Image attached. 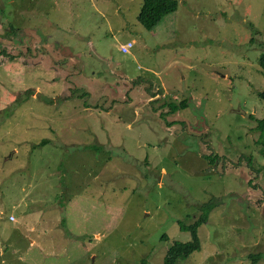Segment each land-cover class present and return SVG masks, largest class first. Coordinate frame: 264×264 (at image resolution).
I'll return each mask as SVG.
<instances>
[{"label": "rangeland", "instance_id": "374dc122", "mask_svg": "<svg viewBox=\"0 0 264 264\" xmlns=\"http://www.w3.org/2000/svg\"><path fill=\"white\" fill-rule=\"evenodd\" d=\"M177 1L0 0V264H163L214 196L179 264H264V0Z\"/></svg>", "mask_w": 264, "mask_h": 264}, {"label": "trees", "instance_id": "16d2710c", "mask_svg": "<svg viewBox=\"0 0 264 264\" xmlns=\"http://www.w3.org/2000/svg\"><path fill=\"white\" fill-rule=\"evenodd\" d=\"M177 9V0H142V4L137 15V20L142 24L143 27L153 29L166 15L175 12ZM261 60L263 61L262 64L264 65V57H261ZM154 95L155 94L152 96ZM153 98H155V96ZM169 105H171V109L168 111L169 115L172 114L171 111L176 113L181 107L185 108L187 106L186 100L181 102L180 106L173 103ZM160 115L163 118L166 116L165 113H161ZM174 123H176V121L169 122V124ZM255 128L258 131V139L256 142L261 147L259 152L262 156H264V115L263 117L256 119ZM215 158L216 157H213V159ZM222 201L223 197L214 196L199 204V214L192 220V222L187 223L182 219L178 220L180 228L190 232L191 239L189 241H172L168 246L163 264H179L181 260L188 258L192 252L201 249L198 227L200 224L207 221L209 212L212 211V209ZM167 237V235H163V239L169 240Z\"/></svg>", "mask_w": 264, "mask_h": 264}, {"label": "built area", "instance_id": "2783aa9c", "mask_svg": "<svg viewBox=\"0 0 264 264\" xmlns=\"http://www.w3.org/2000/svg\"><path fill=\"white\" fill-rule=\"evenodd\" d=\"M132 46H133V41L132 40H128V41L125 42V44L121 45V51L124 52V53H127ZM9 218L13 219L14 216L10 215Z\"/></svg>", "mask_w": 264, "mask_h": 264}, {"label": "crops", "instance_id": "0c3cea01", "mask_svg": "<svg viewBox=\"0 0 264 264\" xmlns=\"http://www.w3.org/2000/svg\"><path fill=\"white\" fill-rule=\"evenodd\" d=\"M87 86H88V85H87ZM64 98H67V96H66V97H64ZM106 109H107V107H106ZM32 241L34 242V240H31V242H32ZM33 242H32V243H33Z\"/></svg>", "mask_w": 264, "mask_h": 264}]
</instances>
